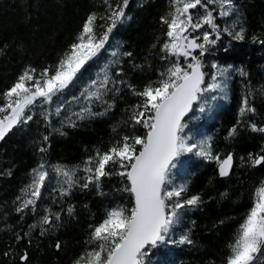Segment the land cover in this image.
<instances>
[{
  "label": "snow or ice",
  "instance_id": "1",
  "mask_svg": "<svg viewBox=\"0 0 264 264\" xmlns=\"http://www.w3.org/2000/svg\"><path fill=\"white\" fill-rule=\"evenodd\" d=\"M102 2L106 6V13L98 15L91 12L87 15L74 42L68 46L54 66L38 71L28 65L15 81L0 93V140H3L14 127L31 121L33 116L28 112L38 102L50 104L53 97L63 94L76 81L85 65L105 47L117 23L130 19L125 11L129 0H122L115 6L111 0ZM215 2L216 0L207 2L171 0L173 10L160 18L161 24L166 26V39L161 45V51L165 55L161 59L167 60L169 56L177 59L160 73V79L143 86L142 90H137L134 85H127L131 94L140 98V102L131 106L128 120L124 123L132 128L136 125L142 126L145 134L121 135L107 150L96 149L94 155L89 156L84 162L85 176L80 183L82 189L92 185L99 190L102 178L119 176L126 181L123 191L133 198V205L130 209L121 205L111 207L106 210L101 222L94 227L90 225V234L85 243L94 246L86 249L73 264H144L143 258L148 249L170 242L173 227L182 222V211L185 208L199 207L203 203L199 195L181 199L187 191V185L173 186L170 179L172 170L176 167V160L183 153L195 151L198 156L215 160L219 166V176L229 175L233 155L228 153L223 159L218 154L213 155L210 138L202 139L198 143L190 142L191 138L184 135L183 123L194 103L201 100L202 93L220 89L222 83L224 87L227 86L228 68L212 64L211 67L215 69L211 73L213 82L209 83L207 88L203 87L208 73L203 70L201 57L207 50L206 45L215 44L216 39H211L212 32L202 29L205 25H210L213 32L218 31L213 12L207 10L208 3ZM219 3L224 9L220 12L221 16L235 13L233 0H219ZM198 7L206 11L204 15L194 19L191 10ZM98 20L105 22L100 25L102 31L99 33L96 31ZM196 30H201L202 35H191ZM223 31L236 40L245 38V29L242 26L238 31H233L232 27H225ZM201 39L204 43L198 42ZM3 48H7V45ZM3 48H0V51H3ZM197 49L200 50V54L194 55ZM120 55L130 57L132 53H121L118 50L112 53L113 57ZM181 57L185 61L183 65L179 61ZM118 62V59L113 61ZM102 71V78L91 80L79 96H73L68 101L75 104L84 102L79 111L71 112L64 117L63 122L70 127H76L79 120L103 116L113 107L105 97L109 93L119 92L120 89L116 85L124 84V81L115 80L107 71ZM240 74L246 75L242 69ZM119 75L118 70L117 76ZM154 84L156 86H153ZM94 103L103 105L105 111H93ZM242 104L239 110L241 116L247 112H255L254 107H249L247 97L243 99ZM63 110L65 104L61 103L55 108L54 114L60 116ZM201 110L203 111V108ZM52 114L50 109H44L40 113L46 123H50ZM239 123L238 121V125ZM249 127L254 132L264 133V126L251 123ZM235 135L236 125L229 131L228 137ZM43 139L47 141L48 137L45 136ZM39 150L46 151L43 147ZM249 160L253 166L262 165L264 154L256 156L249 154ZM54 168L65 178L67 187H63L59 195L66 196L78 182L75 179L76 170L63 166ZM7 175L10 176L11 172ZM31 176L30 184L21 189V195L16 197L18 204L15 212L21 214V218L26 209L31 208L33 212L36 210V202L42 195V188L48 177L45 164L40 163L32 169ZM256 193V198L239 225L233 241L227 245L229 254L224 264H264V181ZM67 212L72 215V206L68 207ZM60 219L59 212L52 213L51 210H46L39 222L29 225V229L39 228L43 236ZM192 223L194 225L195 222ZM219 223L223 224L224 221L221 220ZM190 232L191 229L181 235L179 243L192 245L194 241ZM28 235L29 233L23 235L17 233L15 239L21 241ZM28 243L30 244L31 240ZM61 247V242L57 241L55 248L59 250ZM4 255L9 256L10 252L6 251ZM19 259L26 262L28 253L25 251Z\"/></svg>",
  "mask_w": 264,
  "mask_h": 264
},
{
  "label": "trees",
  "instance_id": "2",
  "mask_svg": "<svg viewBox=\"0 0 264 264\" xmlns=\"http://www.w3.org/2000/svg\"><path fill=\"white\" fill-rule=\"evenodd\" d=\"M256 2L255 10L259 8L258 15L264 23V0ZM103 7L102 0H0V48L7 45L0 51V93L28 65L38 71L54 66L74 42L87 15L91 12L101 15ZM164 10L165 0H149L134 11L131 23L122 31V37L137 63L144 65V73L136 71L130 78L137 90H142L149 80L154 79L158 66L156 48L164 35L160 19ZM217 45L218 42L209 44L206 49L216 51ZM207 50L203 57L209 53ZM251 107L255 112H248V118L264 125V100ZM124 111L118 105L107 120L93 121L88 128L71 130L61 138L51 134L47 126H36L33 118L27 124L14 127L0 140V224L5 225L6 230L10 229L8 239L0 237V264H70L79 254L85 230V222L80 220L63 226L48 238L27 236L17 241V231L21 235L25 233L27 220L19 222L17 216L10 213L11 195L41 159L75 160L93 143L108 145L107 141L116 139L118 133L125 129L127 116L124 115L119 122ZM229 111L225 119L230 120L232 112ZM111 120L113 122L110 123ZM142 131L143 135L145 130ZM223 134L225 132L219 134L216 145L221 159L228 153L233 155L229 175L219 176L218 164L210 165L194 175L188 188L203 201L192 213L195 223L190 232L195 243L201 246L191 259L198 260L199 264H206L204 260L221 262L225 258L226 244L233 239L244 213L251 206V188L264 174V164L243 168H237L236 164L241 152L256 149L255 135L239 127L237 135L228 137L227 141ZM45 136L47 141L43 139ZM41 147L46 151L41 152ZM8 172H11L10 176ZM108 181L112 178H102L103 185ZM95 201L92 198L87 204L96 207ZM221 220L223 224L219 223ZM57 241L62 244L59 250L55 248ZM6 251L10 252L9 256L4 255ZM25 251L28 260L22 262L19 257Z\"/></svg>",
  "mask_w": 264,
  "mask_h": 264
},
{
  "label": "rangeland",
  "instance_id": "3",
  "mask_svg": "<svg viewBox=\"0 0 264 264\" xmlns=\"http://www.w3.org/2000/svg\"><path fill=\"white\" fill-rule=\"evenodd\" d=\"M147 1L149 0H129V5L125 11L127 17H130V19H125L123 22L117 23V26L110 34L109 41L106 42L105 47L97 54L96 57L85 65V68L82 69L80 74H78L76 81L68 89H66L63 94L53 97V101L50 104H42L38 102L29 110L28 114L33 116L36 126L38 125L40 128L47 126L48 131L51 134L61 138L65 136L61 135V133H66L67 135L71 130L88 128L89 124L93 121L102 119L107 120L112 114H114L118 105L125 110V114L122 113L119 117V122H121V118H123L124 115H126L128 119L131 106L139 103L140 98L132 95L127 85H132L130 78L136 71L141 74L145 72V69L141 62L137 63L131 49L127 47L125 40L122 37V31L131 23L134 11ZM256 1L258 0H233L236 11L234 14H230L229 16L220 15V12L224 9L221 8L219 0H216L215 3H208L207 10L213 12L214 22L218 25V31L213 32L210 25H205L202 31L212 32L211 39H216L218 45L216 47V51L215 49L211 51L207 50L209 53L204 55V57H201L205 72L208 73L205 77L203 87L207 88L208 84L213 82L211 79V73L214 72L215 69L211 67L212 64H217L221 68H228L229 78L226 82V87H224V84L222 83L220 89L202 93L201 100L194 103L191 111L183 120V123L185 124L184 135L190 137V142L193 143H198L202 139L206 140L210 138L213 155L219 154L216 145L218 144L217 139L219 138V134L225 132V135H223L224 139L227 141L229 139L228 133L234 126L231 125L233 123H235V125L241 130H244L245 132L248 131L250 134L255 135L257 144L256 149L241 152L236 162L237 168L252 166L251 161L249 160V154H252L253 156L264 154V133L254 132L249 127L251 123H256L258 126L264 125H262V123L258 120L253 121L252 118H248V112L241 116L239 111L243 106L242 101L245 97L248 98L249 107L264 100V23L260 21L257 11L259 8L255 10L256 5L258 4ZM118 2H122V0H111L113 6H115ZM205 2H207V0H205ZM224 7L226 8L227 5ZM172 10L171 0H165V10L163 16L167 15ZM191 11L194 19H196L204 15L206 10L202 7H198L197 9ZM105 13L106 6L104 5L101 15H104ZM104 23V21L100 20L96 22V31L98 33L102 31L100 25ZM162 26L164 27V35L160 38L162 40L156 48L158 66L155 71L154 79L149 80V82L147 81L148 84L160 79V73L169 67L170 63L175 62L177 59L173 56H169L167 60L161 59V57L165 55V53L161 51V45L166 39V26ZM240 26L245 29V38L243 40H236L233 36L223 31L225 27H232L233 31H238ZM202 31L196 30L194 33H191V35L201 36ZM198 42L204 43L202 39ZM208 45L209 44L206 46ZM117 50L121 53L131 52L132 55L130 57L123 55L113 57V51ZM197 52L200 54L199 49H197ZM197 52L195 51L194 55H199ZM117 59L119 62L113 63V61ZM179 61L182 65L185 63L183 57L179 58ZM241 69L244 73H246V75L242 76L240 74ZM102 70L107 71L113 79L124 81V84L116 85V87L120 89L119 92L109 93L105 97L109 103L113 104V107L103 116L79 120L76 122V127H70L66 122H63L64 117L71 112L79 111L81 104L84 102L81 101V104H75L68 103V101L73 96H79L81 91L88 86L91 80L102 78ZM118 70L120 71L119 76H117ZM153 86L156 85L154 84ZM61 103L65 104V110L61 112L60 116H56L54 114L55 108ZM201 108H203V111ZM44 109H50L53 113L50 117V123H46L42 115H40ZM93 111L103 112L105 111V107L99 103H94ZM228 111L232 112L230 120L225 119ZM238 121L240 122L239 125ZM111 122H113V120H111L110 123ZM124 126L125 129L118 133L116 139L107 141L108 145H98L97 143H93L92 146L86 148V151L75 160L65 161L61 159H41L36 166L30 169L25 176V179L21 182V185L18 186L16 191L11 195L9 205L10 213L17 216L16 219L19 222L27 220V226L24 231L25 233H29L28 237L38 236L48 238L53 236L57 231L61 230V228L65 225L79 222V220L85 222L82 247L79 254L76 255L70 264H73L74 260L84 253L86 249L94 246L87 245L85 243L90 234V225L94 227L101 222L105 216L106 210L117 205L130 209L133 205V198L129 195V193L123 191L126 181L119 176L113 175L109 177L112 178V181H108L106 185H103L101 180L99 190L92 185H90L87 189H82L80 187V183L83 181V177L85 176V173L83 172L84 162L89 156L94 155L96 149H100L101 151L107 150L110 144L118 140L121 135L143 136L145 134L144 132L142 135V130L144 128L140 125H136L134 128L126 124ZM56 129H59V131H56ZM40 163L45 164V170L48 172V177L44 183V187L42 188V195L36 202L35 212H33L31 208L26 209L22 214L23 218H21V214L15 212V207L18 204L16 197L21 195V189L30 184L32 179L31 170L36 168ZM216 164L218 163L215 160H208L204 157L198 156L195 154V151L192 153H183L180 157H178L176 160V167L172 170L170 179L173 182V186H179L181 184L187 185V191L181 199H187L192 195H195V193L189 191L188 189L189 183L193 179L194 175L203 168ZM54 166H63L76 170L75 179L78 182L71 188L69 194L66 196L61 197L59 195L60 190L63 187H67V185L65 184V178L55 171ZM262 181H264V174L257 178V181L251 188V206L256 198V190L261 186ZM100 193L103 194L101 195ZM92 198L94 200L96 199V207H90L87 204V201ZM69 206H72L73 208L72 215H69L67 212ZM196 209L197 207L185 208L182 211V222L173 227V230L170 233V242L148 249L143 258L144 264L200 263L198 260H191L192 256H194L201 247L199 244L195 243V240L192 237L191 238L194 241L192 245L179 243L180 236L185 234L189 229H192V213ZM46 210H51L52 213L59 212L61 219L56 222L51 230L41 236L39 228L30 230L29 225L37 224L40 218L45 214ZM247 211L244 213V217ZM4 226L5 225L0 224V237L8 239L10 229L6 230V227ZM17 233H20V231H17ZM233 239L229 242L233 241ZM226 245H228V242ZM228 254L229 249L227 247V255ZM225 258H223L221 262H214L211 260H207L206 262V260H204V263L224 264Z\"/></svg>",
  "mask_w": 264,
  "mask_h": 264
},
{
  "label": "bare ground",
  "instance_id": "4",
  "mask_svg": "<svg viewBox=\"0 0 264 264\" xmlns=\"http://www.w3.org/2000/svg\"><path fill=\"white\" fill-rule=\"evenodd\" d=\"M203 70H204V68H203ZM186 117V116H185Z\"/></svg>",
  "mask_w": 264,
  "mask_h": 264
}]
</instances>
